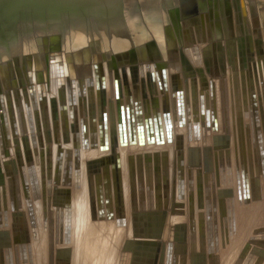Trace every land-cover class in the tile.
<instances>
[{
    "label": "bare ground",
    "instance_id": "obj_1",
    "mask_svg": "<svg viewBox=\"0 0 264 264\" xmlns=\"http://www.w3.org/2000/svg\"><path fill=\"white\" fill-rule=\"evenodd\" d=\"M167 1L3 0V3H0V93L5 89L19 87L20 96L27 102L28 92L33 93V89L38 88V85L43 92L42 86L45 85L40 81L48 79V74H50L49 78H52V85L46 81L50 119L44 122L36 111L32 121L39 144L38 149L33 150V138L22 111H17L20 126L9 127L10 138L5 136L0 120V197L3 207L4 205L8 207L7 211L3 212L7 218L4 217L2 222L0 221V247L19 243L22 236L30 235L26 203L23 198L19 199V196L16 200L15 195L18 191L12 192L11 188L15 189L21 185L28 168L38 160L37 154L51 153L54 144L55 154L57 150L65 151L64 165L69 152L78 153L77 149L74 150L78 147L80 138L78 131L82 130L81 125L84 120L89 121L91 129L96 128L100 125L103 114L107 116L110 129L109 147L82 148L81 160L78 162L81 176L77 186L74 180L71 184H66L62 178L59 186L52 183L50 187L47 220L49 230L52 219L57 220V215L61 214V207L64 204L70 203L73 214L70 241L64 242L69 239L64 232L58 241L52 240L55 264H166L167 261L171 264H188L187 250L181 249L185 244L180 242L183 238L182 221L186 212L178 210L180 205L188 204L187 191L185 196L183 187L188 188L187 179L193 177L196 180L199 178L200 183L206 186L209 184V175L212 178L211 183H215L214 179L217 183L215 185L217 201L221 198L220 194L223 192L221 189H228L222 193V198L234 196V203L230 202L231 208L235 207L240 198L245 200L251 193L253 194V199L246 203L248 209L241 223L240 236L246 237L247 232L248 240L252 244L248 248L262 245L264 236L261 234L264 232L256 230L264 227V180L261 178L256 183L254 173L258 169L264 177V155L260 160L256 142L251 141L252 147L249 145V149L247 148L244 133L239 130V126L243 117V102L247 103L249 98L250 83L254 84L256 89L262 90L258 83L261 78L264 80V0H177V5L174 4L173 7L166 6ZM163 4L166 9H162ZM156 7H161V11L154 9ZM63 12L81 14L84 18L83 22L89 23L88 27L75 29L73 33H70L72 30L63 33L60 27L51 26L49 23L51 15ZM101 21H107L111 26L101 27L98 24ZM196 22H200L198 29L189 30V26ZM37 26L40 27L35 29ZM159 27L161 30L158 29ZM35 33H37L35 52H32L25 39ZM80 33L82 37L78 40L74 39L76 36H81ZM141 34H143L141 38L136 37ZM160 36H164L166 53L164 59L159 62L157 45ZM67 39L71 40V43ZM74 43L83 45L82 49L75 50L71 46ZM3 54H7L8 57L5 59ZM100 60L106 66L105 88H101L97 78L90 81L81 79L88 76L87 64L92 62L94 65ZM218 60L221 61V67H218V62L216 63ZM167 61H169V67L166 69L168 88L164 91L165 96H160L159 100L154 101L155 103L146 104L140 96L130 92L124 93L122 89L115 96L114 84L115 81L120 82V77L124 83L128 78L130 80L131 76L138 80L142 75V82L151 81L153 85L154 79L156 90L158 88L161 90L162 79L158 76L161 77V65L165 62L168 64ZM197 61L203 62L204 66L197 64ZM61 62L63 73L58 74L60 71L56 64ZM115 65H120L118 70H121L122 76L115 70L113 81L110 80L111 75L107 80L109 73L107 67L111 70L110 68ZM227 67L229 69L224 72ZM93 70L92 66V74ZM187 71L191 74L195 71L197 77L184 76ZM62 74L66 76L68 84V118L59 110L58 89L61 88L59 79L65 77L61 76ZM176 77H179L178 80H172ZM223 81L229 91V132L224 129V125L222 129L219 126L216 131L210 127L208 129L198 127L194 132L192 125L187 124L184 128H175L173 142L163 147L121 145L119 124L121 120L128 119L129 100L141 99L146 113L156 109L163 112L169 110L168 92H171L172 83L175 86L182 83L187 88L186 95L189 100L201 94L204 103V96L205 102L209 96L208 101L211 102V99L216 108L217 102L222 105L224 99L223 88L226 87L221 84ZM34 84L35 88H32ZM130 84L126 85V89L131 87ZM153 88L155 89L154 85ZM144 89L141 85L142 93ZM205 89H210L209 95L204 94ZM163 90L165 89L161 92ZM155 94L151 97L156 96ZM77 96L78 100L80 99V110L71 108L77 107ZM146 96L144 92V97ZM7 97L9 99L10 95ZM15 98V107L23 103L18 97V101L15 102ZM6 106L8 109V104ZM1 111L0 109V113ZM245 114H248V111ZM74 116L76 117L73 118ZM1 117L0 114V119ZM94 135L95 133L89 128V136L94 137ZM75 140H77L76 145ZM164 148L169 149L168 156L163 154ZM181 148L184 150V182L180 176H177L178 151ZM151 150H160V153L144 154ZM117 153L119 156L116 157ZM140 153H143V156L139 155ZM132 154L138 156V159H131L132 165L139 163L140 168L149 166L150 162L155 163L156 168L159 169L163 161L171 160L170 184L161 186L162 192L158 195L147 188L138 195L133 194L128 175V162ZM230 155L234 167L235 163L240 164V159L243 158L244 167L248 170L250 193L247 196L242 193L238 185L236 168L233 172V184L229 186L221 183L220 168L224 161L229 163ZM115 160L121 166L124 177V210L122 209L114 219H109L98 215V208L103 214L106 205L111 209L119 202L115 199L117 196L114 198L112 196V185L117 177ZM63 165L61 175L63 173L70 176L72 173L73 179L71 161L68 166L71 172L66 171V165ZM141 176L144 178L143 175ZM165 192L166 198L163 201ZM105 193L107 197L103 196ZM183 196L186 198L183 199ZM38 202L36 201L35 204H40ZM251 203L255 204L252 212L249 205ZM170 209H174L172 213L168 212ZM221 214L219 233L223 232L225 225L227 226L226 215L223 211ZM36 215L40 222L41 234L39 241L33 244L34 264H50L51 238L49 230L44 231L45 219L42 209H37ZM237 221L235 211L236 233ZM236 233L227 236L233 237ZM125 238L130 239L127 242ZM192 239L195 247L197 244L205 243L212 254L219 252L215 246H221V239L210 241L208 237L200 239L198 236ZM170 242L173 244L169 246ZM237 246H240V243ZM116 252L117 261H115ZM3 259L0 254V264Z\"/></svg>",
    "mask_w": 264,
    "mask_h": 264
},
{
    "label": "water",
    "instance_id": "obj_2",
    "mask_svg": "<svg viewBox=\"0 0 264 264\" xmlns=\"http://www.w3.org/2000/svg\"><path fill=\"white\" fill-rule=\"evenodd\" d=\"M23 1H34V0H23ZM0 3H3V0H0ZM177 3V0H168L167 1V5L166 6H170L173 7L174 4ZM157 11H161V7H156L154 8ZM162 9H166L165 4H163ZM49 20V17H48ZM84 18L82 17L81 14H75L73 12H63V13H59L57 15H51V18L49 20V23L51 26H57L56 28L60 27V31L65 33L68 32V30H72L70 33H73V30L75 29H79V28H83V27H88V22H83ZM52 21V22H51ZM101 27H109L111 25H109V23H107V21H101L100 23H98ZM111 24V23H110ZM200 26V22H196V24H191L189 26V30L193 29H198V27ZM40 26H37L35 29H38ZM114 27V26H112ZM209 28V27H208ZM87 29V28H84ZM158 29L161 30V28L159 27ZM159 30V31H160ZM161 32V31H160ZM79 34V33H78ZM81 34V33H80ZM143 34L136 36L141 38ZM209 38H210V33L208 34ZM81 36H76L74 37V39L78 40V38H81ZM105 37V36H104ZM203 37V36H202ZM107 38V37H105ZM205 38V35H204ZM37 39V33H35V35H31L28 39H25V43L27 44V46L29 48H31L32 52L34 51L35 48V41ZM109 39V38H108ZM71 43V40H68ZM85 43L87 42L86 40L84 41ZM69 43V44H70ZM71 46L75 49V50H81L82 46L79 44H71ZM27 52V51H25ZM29 52V51H28ZM3 57L6 59L8 56L7 54H3ZM101 64L102 62H96L93 65L94 68V73L92 74V78L91 76H86V77H81L82 80H86V81H90L93 80L94 78H97L98 84L101 86V88H105L106 87V80H105V76L106 74H103L104 72L101 68ZM32 72H30L31 74ZM160 73H161V77L158 76L159 78L162 79V85H164L166 88H168L167 86V74H166V69L164 67L160 68ZM104 79V80H100V79ZM158 78V80H159ZM67 80L66 76L63 77L62 79H60V81L63 80ZM263 78H261L259 80V85L260 87H262V90L260 89H256L254 84L250 83V86L248 87V101L247 103L243 102V117H242V122H241V126H239V130H241V132L243 131L244 133V138H245V143L247 148L249 149V145L250 147H252L251 141L256 142V146L259 149V157L260 160L262 159V156L264 155V84H263ZM221 84H223V86L226 87V89L223 88L224 90V100L222 101V106H223V112H222V120L220 121V119L218 118V115H212L211 113V109L214 106L213 105V101L210 99L211 102H209V99H206L205 104L202 103L201 101L198 102V100L195 98L192 100V102L187 98L186 95V115L185 116H181L182 113H179V122H177L176 120H178V118L176 117L174 120V124L170 122L169 117H166L165 115H163V120L165 123H162L161 121H158L156 124L153 123H149L147 122L145 125L143 124H134L132 126H128L126 125L127 120L126 121H120V128H121V145L123 146H157V147H163L165 144H170L173 142V130H175V128H184L187 126V124L192 125V129L194 130V132H196V129L198 127H202L204 129H208V127L213 128L216 130L219 129V126H221V129L224 125V129L226 131L229 132L230 130V106L228 105V100H229V91L227 89V85L225 83V81L221 82ZM35 84L32 85L31 87L34 88ZM30 87V88H31ZM243 89V88H242ZM59 90V89H58ZM20 93V88L19 87H14L13 89H5L4 92L0 93V109L2 110H9L11 109V111L9 110V112L6 113L5 118L3 116V114H1V122H2V126L3 128L5 127V135H7L10 138V132H9V127L10 125L12 126V128H17L18 126H20V122L18 124V118L17 115H19V113H17V111H27V110H31V114L34 112H43L46 113L47 110V119L49 121L50 119V107L48 105H50V101L48 96L45 94L43 97L39 96L40 98V102H44V100L46 99V102L43 103L42 108L40 109V107H38L36 102L31 103H26L25 102V106H23L21 103L19 105H17V107H15V104L12 103V99L14 97H18ZM206 93H210V89H208L206 91ZM31 94V92H30ZM60 96H59V108L61 107L62 109L66 110V116H67V108H68V90L67 92H59ZM10 95V98L8 99L7 96ZM198 102V103H197ZM6 104H8L9 108L7 109ZM135 104L137 105V107H139V100L137 99L135 101ZM248 104V106H247ZM36 105V106H34ZM193 105V106H192ZM189 106V108H187ZM34 107V108H32ZM215 108V107H214ZM244 108H245V112L248 111V114H245L244 112ZM217 109V108H216ZM64 110V111H65ZM34 113L32 115V119L34 118ZM190 115V116H189ZM31 119V121H32ZM224 119V121H223ZM6 120V121H5ZM128 120H131V117L129 116ZM185 120L187 121V123H185ZM45 122V120H44ZM108 122V119L106 116L102 117V120L100 122V125H105V123ZM89 125V122L87 120H84L82 125L85 124ZM211 123V124H209ZM100 127L98 126L95 128V135L94 137H90L89 136V131H86V135L84 133V136H80V138L78 139L79 144L78 147L75 148L78 150V152H80V160H81V149H90V148H108L109 147V135H106V133L102 130L101 127V133H100ZM8 128V129H7ZM94 129V128H93ZM135 129L136 132H135ZM228 129V130H227ZM16 131V130H15ZM17 133V131H16ZM250 141V144H249ZM77 144V140H75V145ZM34 147V146H33ZM262 147V149L260 148ZM38 149V148H37ZM33 150H35V148H33ZM261 150L263 152H261ZM160 153L159 151H147L144 154L146 155H153V153ZM163 154L165 155H169V149H162ZM61 153H65V151H61V150H57L56 154L54 153L53 155V160L51 159V161H48V159L46 160V164L44 166V176H42V165L39 162V166L34 167L35 169H38L39 172H31V173H27L29 175V179L32 178L34 181L40 183L42 186L44 185L45 188L47 189V194L48 196H50V187L52 185V183H54L55 185H60L62 182V178L65 181L64 178V174L62 173L61 175V170H62V165L61 164L59 166V169H56V167H58V159L61 156ZM179 161H178V166H177V176H180V179L182 180V182L185 181V176H184V150L183 148H181L179 151ZM136 154H132L129 162H128V175H129V182L132 184V192L133 194H140L141 192H143L145 190V188H147L149 191H151L153 194L158 195L160 192H162V189L160 188L161 186H167L170 184V174H171V160L170 161V165H169V161L165 162L163 161L162 165H160V168L157 169L155 166V163H150L149 162V166H144V168H140L138 166V164L134 163V165H132L131 159H136L137 157L135 156ZM139 155L143 156V153H140ZM119 156V153L116 154V157ZM250 155H247V157ZM138 159V158H137ZM229 163L224 161L223 166H221L220 171H221V183L222 184H228L229 186H231L233 184V172L235 171L236 168V173H237V177H238V185L240 187V190L242 191V193L247 196L250 193V189H249V181H248V170L245 169L244 164H243V158L240 159V164L237 163L236 161V165L235 167L233 166V161H232V156H229ZM48 161V162H47ZM232 162V163H231ZM49 163V166H48ZM64 165H65V161H64ZM63 165V166H64ZM52 166V167H51ZM53 166H54V176H53ZM114 166L116 167L117 170V177L115 179V182L112 185V196L113 198L116 197L115 194L117 193V201L119 200V202L116 204V206H114V208L112 207L111 209H109V206L106 205L103 211V214H101L100 209L98 208L99 214L100 216H104L103 218H109V219H114L115 216L119 213L122 212L121 207L124 206V196L122 194V196L120 195V193H123V188H124V177L121 173V166L118 164V161L115 160ZM33 168V166H31ZM64 169V167H63ZM140 170H142V172H140ZM261 170H263V168L261 167ZM264 174V173H263ZM144 178H146V180H144V178H142V176ZM26 177V176H25ZM65 177H67L65 175ZM28 178V177H27ZM26 180L24 181L22 179L21 182V188H26V184L29 183L31 180ZM211 176L209 175V184L208 185H203L200 183V179L197 178V180L193 177V178H189L187 179L188 182V188L187 187H183V189L185 188V190H183V193H185L186 196V191H187V197H188V207H189V231H190V235L191 238L196 239L197 236L198 238L202 239L204 237H208L210 241H214L215 239L218 238V234H219V226H220V218L222 217L221 212L223 211L225 218L227 219V229H228V233L229 236H232V233H236V223H235V207L233 206V208H231L230 202L234 203V196H227L226 199L225 197H223L222 202L220 203L218 200L217 203V193L215 191V185L216 180L214 179L215 183H211ZM241 182V183H240ZM105 197H107V193H105V195H103ZM183 196V199H185L186 197ZM116 199V198H115ZM37 201L40 202V204H36L34 205L36 211L37 209L40 208V210L42 209L43 211V219H45V225L47 223L48 220V202L45 203V206L43 205V199L40 198V200L37 199ZM38 202V203H39ZM27 204V203H26ZM118 205V207H117ZM234 205V204H233ZM0 207H3V203H2V198L0 197ZM232 209V211H231ZM118 210V211H117ZM33 218L36 220L37 222V228L40 227V222L39 220H37V215L35 214L33 216ZM205 219V220H204ZM204 223V225H202ZM30 224V223H29ZM31 225V224H30ZM29 225V226H30ZM35 226V224H33ZM32 226V225H31ZM30 226V234L34 235L36 233V228H31ZM33 226V227H34ZM206 226H208V228H206ZM205 228V229H202ZM47 230H45L46 232ZM256 231H263L264 232V227H261L259 229H257ZM198 232V234H197ZM264 236V234H261ZM20 242H24L21 243L18 247H17V243L11 246V250H7V251H3L2 249H0V254L4 257V259L2 260L1 264H34V252L33 251H29V242H30V247H32L33 250V244L37 241H39V237H37V240L35 238H32V240L29 239V237H25V240L23 239V236L21 237V239H19ZM173 243L170 242L169 246L172 245ZM21 245H25L24 249H22V251L20 250V246ZM20 250V252H18ZM8 252V253H7ZM25 252L27 254H25ZM50 255V254H49ZM54 252L51 253V255L49 256V263L50 264H55L54 262ZM176 255L178 256V254L176 253ZM255 255V254H253ZM247 258H250V256H248ZM52 259V260H51ZM30 260H32V262H30ZM51 260V261H50ZM246 261V259H245ZM53 262V263H52ZM264 262V257L260 256L257 261L255 262V264H261ZM166 264H171V262L169 263L167 261ZM177 264H182V263H177ZM186 264V263H185ZM245 264H248V262H246Z\"/></svg>",
    "mask_w": 264,
    "mask_h": 264
},
{
    "label": "rangeland",
    "instance_id": "obj_3",
    "mask_svg": "<svg viewBox=\"0 0 264 264\" xmlns=\"http://www.w3.org/2000/svg\"><path fill=\"white\" fill-rule=\"evenodd\" d=\"M171 31H172V29H171ZM170 31V32H171ZM159 40H160V42L158 43V48H157V50H158V53H157V55H159V57L157 58V60H159V62L161 61V59H164V57H165V53H166V45H165V43H163V40H164V36H160L159 37ZM202 46H205V45H202ZM203 49V48H202ZM160 50V51H159ZM46 52V51H45ZM47 52H48V48H47ZM46 52V53H47ZM161 53V54H160ZM161 55V56H160ZM164 56V57H163ZM215 60H217V57L215 58ZM47 62V61H46ZM98 62H102V64H101V66H102V71L104 72L103 74H106V66H105V64H104V62L103 61H98ZM168 62V64L165 62L163 65H161L162 67H164L165 69H167L168 67H169V61H167ZM218 62V67L220 66L221 67V61L219 62V60L218 61H216V63ZM197 64H203V62H201V61H197ZM168 65V66H167ZM56 66L58 67L57 69H59V73L58 74H61V73H63L62 72V62L61 63H57L56 64ZM92 66H93V64H92V62H89L88 64H87V72H86V74L88 75V76H91V78H92V73H91V69H92ZM203 66H204V64H203ZM226 66V65H225ZM119 67H120V65L118 66V65H115V66H113L112 68H114V69H112V68H110L111 70H109L108 69V67H107V72H109V73H107V80H108V77L110 78V75H111V81H113V79H114V71L116 70V71H119V73H120V75L122 76V74H121V70H118L119 69ZM61 68V69H60ZM227 69H229L228 67L225 69V71L224 72H226V70ZM53 71H54V69H53ZM49 72H50V70H49ZM188 72V71H187ZM185 72L184 73V76H186V77H191V78H195V77H197L196 76V72L195 71H193V73L194 74H191L190 72ZM192 72V71H191ZM43 74H44V72H42ZM41 73V74H42ZM65 74V73H64ZM64 74H62L61 76H63ZM45 75H46V73H45ZM45 75H43V76H45ZM49 75L50 74H48L47 76H48V79H44L43 81H40V82H42V83H44V85L45 86H42L43 88H44V91H43V93L45 92V94L47 95V93H48V89L46 88V86H47V84H46V81H48V83H49V85H52V78L50 77L49 78ZM53 75H54V72H53ZM189 75V76H188ZM65 76V75H64ZM141 76L142 75H140L139 76V78H138V80H136V78L135 77H133V76H131L130 77V80H129V78H128V80L127 81H125L124 83H123V79H122V77H120V82H116L115 81V84H114V90H115V96L116 95H118V93L121 91L120 89H122L123 91H124V93H132V94H134V95H138V96H140V98L142 99V100H144V102H146V104H149V103H152V102H154L155 100H159V98H160V96L162 97V96H165V93H164V91H167L166 89V87L163 85V87L161 88V90L162 89H165V90H163V92H161V90H159V88L156 90V86H155V81H154V79H153V85H154V87H155V89L153 88V85H152V83H151V81H148V82H142V80H141ZM178 76H179V74H178ZM46 77V76H45ZM58 77L60 78V76L58 75ZM78 77H80V75L78 76ZM44 77H42V79H43ZM54 78V77H53ZM172 78V77H171ZM178 78L179 77H176V78H173L172 80H178ZM100 80H104V79H100ZM59 81H60V79H59ZM159 82V81H158ZM61 84H60V86H61V88L59 89V92H61V91H63V90H65V92H67V90H68V84H67V80H63V81H61L60 82ZM128 83V84H127ZM131 83V84H130ZM39 84V83H38ZM129 84L131 85V87L130 88H128V89H126V85H128L129 86ZM141 85H142V87L144 86V91H143V93L141 92ZM159 85V84H158ZM65 86V87H64ZM34 87V86H33ZM35 88V87H34ZM39 88V89H38ZM38 88H36V89H33L34 91H33V93H32V91H31V94H30V92H28V101L26 102L25 101V99H23L21 96H20V94H19V96H18V98L21 100V101H23V104H24V106H25V102L26 103H33V102H36L37 103V105H38V107H40V109H43L42 108V105H43V103L44 102H46V99L44 100V102H40L39 100H40V98H39V96H40V92H41V90H40V88L41 87H39V85H38ZM170 89H171V92L169 91L168 93L170 94V100H169V105H168V109H172V108H175V107H179V105H180V103H182V106H186L185 105V101H186V93H187V88H186V86H184L182 83L181 84H179V85H177V86H175L173 83H172V85H171V87H170ZM180 89H182V90H180ZM156 90V91H155ZM178 90V91H177ZM208 89H205V91H204V94H208V93H206V91H207ZM174 91H175V93H174ZM177 91V92H176ZM186 91V92H185ZM220 91H221V89H220ZM144 92H146V97H144ZM154 93H156L155 95L156 96H153V97H151L152 95H154ZM223 94H224V90H223ZM209 95V94H208ZM200 96V98H198ZM199 96H197L196 97V99L198 100V102L199 101H201L202 102V97H201V94H199ZM150 97H151V99H150ZM228 97H229V95H228ZM83 99V98H82ZM141 99H140V101H141ZM193 99H195V97H193L192 99H190L191 100V102H192V100ZM208 99H209V96H208ZM16 100H17V97L15 98V102H16ZM132 100V102H135L137 99H131ZM18 101V100H17ZM182 101V102H181ZM204 104H205V96H204ZM215 101H217V100H215ZM12 103H14V98L12 99V101H11ZM197 102V103H198ZM155 103V102H154ZM213 103V102H212ZM79 105H80V99L78 100V96H77V99H76V106L77 107H74V106H72L71 108L72 109H75V108H77V110H80V107H79ZM34 106H36V105H34ZM193 106V105H192ZM108 108H109V106H107ZM189 107V106H188ZM217 107H219L220 109H217L216 110V115H218L219 117V119H220V121L222 120V117H221V110H223V109H221V108H223V106L221 105V103H218L217 102V104H216V108ZM32 108H34V107H32ZM212 108H214V106L212 107ZM59 110H60V112H61V114L62 115H66V110L65 109H62L61 107L59 108ZM65 110V111H64ZM218 110H219V112H218ZM73 111V110H72ZM8 111L6 110L5 112H3V115H6V113H7ZM74 112V111H73ZM109 112H110V108H109ZM108 112V113H109ZM24 113V118H25V122L27 123V128H28V130H29V132H30V134H31V136H32V145L34 146L33 148H38L39 147V144H38V140H37V135H36V131H35V129H34V124L32 123V121H33V119H32V115H33V113L31 114V110H27V111H24L23 112ZM219 113V114H218ZM1 114V113H0ZM72 116V115H71ZM183 116H185V115H183ZM34 117V116H33ZM65 117V116H64ZM76 116H74L73 118H75ZM177 118H178V122H179V114L176 116ZM40 118L41 119H43V120H45L46 121V119H47V110H46V113H44V115H43V112H41L40 113ZM67 118H68V116H67ZM31 119H32V121H31ZM18 121V120H17ZM223 121H224V119H223ZM18 123H19V121H18ZM82 126V130L81 131H78V134H80V136H82V134H83V136H84V133H85V135H86V131H89V129H88V126L85 124V125H81ZM99 126H101L102 127V130L106 133V135H109L110 134V129H109V124H108V122H106L105 123V125H99ZM120 124H119V134H120V136H121V128H120ZM101 127H100V133H101ZM8 129V128H7ZM6 136V135H5ZM7 139H9V138H7ZM68 145V144H67ZM55 146L56 145H52V147H51V149H52V152H51V154H53L54 155V149H55ZM64 148V147H63ZM74 151H76V149L74 150ZM31 166H33V167H36V166H39V162H34V164L33 165H31ZM30 166V167H31ZM254 175H255V181H256V183H258L259 182V179H261L262 178V180H264V177H262V175L259 173V170L258 169H256V171H255V173H254ZM264 176V175H263ZM223 192H221V198L219 199V202L221 203V200H223V198H222V193H224V191H226V190H228L227 188L225 189V190H223V189H221ZM221 190H219V191H221ZM257 197V196H256ZM255 197V198H256ZM165 198H166V192H165V195L163 196V201L165 200ZM239 199V198H238ZM253 199V194L251 193V195H250V197H247V199H241L240 198V200H239V202H237L236 204H235V211H236V215H237V233L233 236V237H228L227 236V234H229L228 233V230H227V226L225 225L224 226V230H223V232H220L219 234H218V239H221V246L219 245H217V246H215V248H217L218 250H219V252H215L214 254H212V251H209L208 250V246H207V244H205V243H203V244H197L196 245V247H195V245L194 244H192V242H193V239L191 238V235H190V231H189V226H187L188 225V221H189V208H188V204H183V205H180V208H179V210L178 211H181V210H184L185 212H186V216L184 217V219H183V221H182V224H183V230H181L182 232H183V238H182V240H180V242L181 243H183L184 242V244L185 245H183V247H181V249H182V251H184V249H186L187 250V253H188V264H245L246 262H248V264H255V262L257 261V259L260 257V256H262V257H264V241H263V243H262V245H258L257 246V248H256V246H254L255 248H248V247H250L252 244L249 242V240H248V236H247V232H246V237H241L240 236V232H241V223H242V221H243V219H244V216H246V214H247V206H246V203H247V201H250V200H252ZM158 201H159V199H158ZM217 203H218V201H217ZM66 204H70V203H66ZM65 205V204H64ZM250 206H251V212H252V210L254 209V205L255 204H253V203H251V204H249ZM37 206V205H36ZM38 207V206H37ZM173 210L174 209H170V211H168L169 213H172L173 212ZM251 216H252V214H251ZM169 219V218H168ZM53 222H54V219H53ZM221 222H222V220H221ZM202 225H204V223L202 224ZM40 228V227H39ZM38 228V229H39ZM203 228V227H202ZM206 228H208V226H206ZM205 229V228H204ZM45 231V230H44ZM41 232V231H40ZM36 234V233H35ZM34 234V235H35ZM38 234H41V233H38ZM29 237V236H28ZM36 240H37V237H34ZM186 238V239H185ZM126 240H127V242L129 241V239L130 238H125ZM185 239V240H184ZM240 243V246H243L244 248L242 249L240 246H237V244H239ZM186 244H187V247H186ZM182 246V245H181ZM1 251V250H0ZM100 251V250H99ZM99 252H97V254H98ZM253 254H255V255H253ZM116 256V258H115V261H117V259H118V256H117V252H116V254H115ZM248 256H250V258H247ZM97 258V257H96ZM245 259H246V261H245ZM120 261V260H119ZM72 262H73V260H72ZM71 262V263H72ZM262 264H264V262L262 263Z\"/></svg>",
    "mask_w": 264,
    "mask_h": 264
},
{
    "label": "flooded vegetation",
    "instance_id": "obj_4",
    "mask_svg": "<svg viewBox=\"0 0 264 264\" xmlns=\"http://www.w3.org/2000/svg\"><path fill=\"white\" fill-rule=\"evenodd\" d=\"M40 96L43 97L44 93L40 92ZM138 100H139V104H138L139 107H137L135 102H132V100H129V102L127 103L128 112H129L128 118H129V116L131 117L130 121L127 119L126 125H128V126H132L134 124H143V125H145L147 122H149L150 124L151 123L156 124L158 121H161L162 123H165L164 120H163L164 119L163 115H165L166 117H169L170 122L173 123L175 118H176V116L179 113H182L181 116L186 115L185 113H186L187 109H186V106H182V103H180L179 107H175V108L163 111V112L160 111L159 109H156L153 112L146 113L145 110H144V107H143L142 100L141 101H140V99H138ZM187 108H189V107H187ZM217 109H220V108L217 107ZM217 109L216 108H212L211 109V113H212V115H214V117L216 115V110ZM5 111L6 110H2L1 114H3V112H5ZM218 112H219V110H218ZM222 112L223 111L221 110V117H222ZM39 114H40V112H39ZM3 116L5 118V115H3ZM104 116H106V115L104 114ZM185 123H187L186 120H185ZM209 124H211V123H209ZM86 125L88 126V129L90 128V130L93 131V133H96L95 132V128L91 129V126H89L87 123H86ZM3 130H4V134H5L6 133L5 132L6 128L4 127ZM136 130L137 129H135V132H136ZM64 156H65V153H63V154L61 153V156L58 159V167H56V169H59V166L61 164H63ZM36 158L38 159V160H36V162H40L41 165H42V176H44V171H46V170H44V166L46 164V160L47 159H48V161H51V159L53 160V155L51 153H45L44 155H40L38 153ZM70 161H71V165H73V179H72V173L70 174V176H67V177H65V175H64V178H65L66 184H71V181L74 180L75 186H77V181H78V179H80V176H81L80 163L78 165V162L80 161V152H78V153L69 152L68 153V159L65 161L66 171H69V167L68 166H69ZM48 166H49V163H48ZM138 166L140 167L139 163H138ZM36 171L39 172L38 169H35L34 167L33 168L29 167L27 173H31V172L35 173ZM69 172H71V171H69ZM54 173H56V175H57V172H54ZM28 179H29V175L28 174L26 175V177H23V180L24 181L26 180V182H27ZM29 180H31V181L26 184V188L23 189V188H21V186H19L18 188L16 187L15 189L11 188V190H12V192L15 191V193L18 191L17 195H15L16 200H17V198L19 196V199L23 198L25 203H27L25 205L26 206L27 219H28L29 223L32 225V226L30 225L31 228H36V234L35 235H33V234L31 235L30 234L29 235V239L32 240V238H34V237H39L40 234H38V233H41L40 232V228L39 229L37 228L38 226H37L36 220L33 218V216L36 214V209L34 208L35 207L34 203L37 201V199L40 200V198H42L43 199V205L45 206V203L48 202V197L49 196L47 194V189L45 188L44 185L42 186L40 183L34 181L32 178H30ZM122 194L124 195V188H123V193H120V195L122 196ZM50 195H51V193H50ZM115 196H118L117 193L115 194ZM116 200H117V197H116ZM4 207H2V208L0 207V221L1 222H2L4 217L7 218V216H4L3 212L7 211L8 207L5 206V205H4ZM117 207H118V205H117ZM61 209H62L61 210V214H60L61 216L57 215V220H54V222H53V219H52V224H51L50 230H49V227H48V223H46V225H45V230H49V235H50V238H51V243L49 244V254L50 255L54 251L53 244H52L53 241L52 240H57L58 241V238H60V236H62L63 232H64V235L66 234L65 236H68V238H69V239H66L64 242H66L67 240H68V242L70 241V237L69 236L71 234V227H72V220H73L72 207L70 206V204H65V205H63L61 207ZM121 209L124 210V207H121ZM33 224H35V226ZM23 239L25 240V237H23ZM21 243H24V242H20L19 241V243H17V247ZM11 246L12 245H4V246H1L0 249H2L4 252L7 251V250L10 251L11 250ZM24 247H25V245H21L20 246V250L22 251V249H24ZM29 248H30L29 251H33L32 247H30V242H29ZM20 250L18 252H20ZM25 254H27V253L25 252ZM30 262H32V260H30Z\"/></svg>",
    "mask_w": 264,
    "mask_h": 264
}]
</instances>
